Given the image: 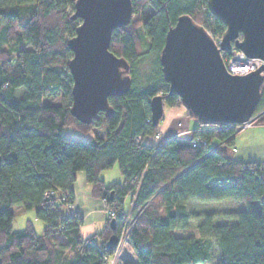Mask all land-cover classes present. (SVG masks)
Returning <instances> with one entry per match:
<instances>
[{
    "label": "trees",
    "instance_id": "trees-1",
    "mask_svg": "<svg viewBox=\"0 0 264 264\" xmlns=\"http://www.w3.org/2000/svg\"><path fill=\"white\" fill-rule=\"evenodd\" d=\"M75 1L0 0V264H104L116 250L106 242L123 229L129 195L135 221L128 241L135 260L120 264L205 263L214 253L211 237L220 252L215 264H264V160L239 162L210 145L213 139L232 145L239 130L228 123L198 120L200 126L189 141H148L159 132L160 123L152 121V97L162 94L164 106L183 105L179 96L168 94L160 62L168 29L183 13L211 35H223L226 25L212 15L207 0H132L134 13L152 8L143 27L158 66L139 75L137 64L147 52L138 50L132 19L116 28L111 50L131 63V88L110 97L112 115L101 113L86 124L71 113L68 64L73 52L67 41L80 22L71 18ZM203 4L211 26L200 20ZM53 15L58 20L51 21ZM17 28L21 31L14 32ZM59 92V103L44 102ZM263 108L264 83L256 112ZM69 126L94 131V137L67 135L64 129ZM138 135L143 137L140 142L135 140ZM200 139L207 144L194 146L192 140ZM116 163L123 181L107 185L101 172ZM79 171L91 183L92 195L115 210V215H107L104 228L87 238L80 235L83 218L76 211H64L66 204H74ZM194 200H238L246 207L225 214L232 222L214 225L210 213L202 224L197 221L203 215L189 208ZM16 205L35 209L45 223L42 234L31 224L14 229ZM195 222L199 236L175 234Z\"/></svg>",
    "mask_w": 264,
    "mask_h": 264
},
{
    "label": "water",
    "instance_id": "water-1",
    "mask_svg": "<svg viewBox=\"0 0 264 264\" xmlns=\"http://www.w3.org/2000/svg\"><path fill=\"white\" fill-rule=\"evenodd\" d=\"M212 15L226 25L218 46L207 28L190 14H181L165 36L160 53L169 95L180 97L196 120L243 123L255 113L264 83V65L236 74L225 65L222 51L233 48L247 56L264 60V0H207ZM134 13L132 0H76L72 19H80L75 35L67 41L73 56L71 113L83 123H91L101 113L113 114L111 96L129 91L131 63L111 50L112 33L127 26ZM164 96L150 101L152 121L157 125L164 114ZM113 193V192H112ZM111 228L116 220L110 221ZM112 234L108 248L117 246Z\"/></svg>",
    "mask_w": 264,
    "mask_h": 264
},
{
    "label": "rangeland",
    "instance_id": "rangeland-1",
    "mask_svg": "<svg viewBox=\"0 0 264 264\" xmlns=\"http://www.w3.org/2000/svg\"><path fill=\"white\" fill-rule=\"evenodd\" d=\"M152 11L151 7H147L145 10H139L137 13H133L132 15V23L131 26L132 28L136 31L139 41H140V48L138 50H144L147 52V55L144 56L143 59L139 60L137 66H138V73L139 75L145 74V72H149L152 66H158V56L156 53L150 52V39L145 33L144 27H143V22L147 15ZM200 20L206 25V26H211V17L206 11V7L203 4L200 9ZM58 20L56 15L51 16V21L53 20ZM130 24V23H129ZM16 31H21V29L17 28L14 29V32ZM4 49H8V45L5 44L3 45ZM61 101V92L58 94L52 96V97H46L44 99L45 103H52V104H57ZM168 110V106H164V113L163 117L166 115ZM260 114L264 112V108L261 109ZM189 115V114H188ZM162 117V119H163ZM162 119L159 123V127L162 123ZM190 119L193 122H198L195 118L190 116ZM65 133L68 134H73V135H78L82 139L86 140H91L94 137V131H89V132H83L79 129H74L72 126L66 127ZM238 138H243L241 140H264V124H257L249 128H245L242 130H239L237 132V139ZM246 138V139H245ZM218 143V139H213L211 142V146L214 147ZM238 145V144H237ZM85 173L83 171H79L78 175L79 180L77 185L81 186V176H84ZM101 178L106 181L107 185H112L113 183L119 182L123 179V175L120 171L118 163H116L112 168L104 170L101 172ZM105 201V200H104ZM74 207V204H73ZM246 205L243 201H238V200H222V201H213V202H201V201H191L189 203V208L196 210L198 213L202 214L203 216L200 217V219L197 221L198 223L201 222L202 224L205 221V214H214L215 217L212 220L213 224H218V223H223V222H232L233 219H231L230 216L225 217V214L231 215L232 212L236 210H240L242 208H245ZM15 217L13 221V227L16 230L19 229H24L28 225H32L35 232L37 234H42L43 230L45 228V223L42 219L38 218L35 213V209H27L22 206H14L13 207ZM135 221V220H134ZM197 222H195L191 227L187 229H176L174 232L177 235H187V236H199L201 233L196 227ZM132 226H130V232L132 231ZM207 230V229H205ZM212 238V243H213V255L212 257L206 261L205 263H200V264H215L217 257L219 255V247L216 244V240ZM124 260H130L134 261L135 260V253L134 250L129 243L128 239L123 240L121 243V246L119 248V259L118 261L115 262V264H120V262Z\"/></svg>",
    "mask_w": 264,
    "mask_h": 264
},
{
    "label": "crops",
    "instance_id": "crops-1",
    "mask_svg": "<svg viewBox=\"0 0 264 264\" xmlns=\"http://www.w3.org/2000/svg\"><path fill=\"white\" fill-rule=\"evenodd\" d=\"M199 126V122H193L190 119L188 110L183 105L176 107L168 106L167 113L163 117L162 123L159 127V136L150 138L148 141L157 144L171 137H176L181 142L189 141L192 137V133ZM66 134L80 137L78 135ZM241 139L243 138L237 139L236 134L232 145H228L225 142L218 140V143L214 148H218L226 156L239 162H258L264 160L263 139L255 141ZM78 180L79 176H76V181L73 184L74 209L83 218L80 235L82 238H87L104 228L108 213L106 202L103 199L92 195V185L87 181L85 175L81 176V186L77 185ZM122 181L123 179L119 182ZM125 201L126 210L129 211L132 207L131 195L127 196Z\"/></svg>",
    "mask_w": 264,
    "mask_h": 264
},
{
    "label": "built area",
    "instance_id": "built-area-1",
    "mask_svg": "<svg viewBox=\"0 0 264 264\" xmlns=\"http://www.w3.org/2000/svg\"><path fill=\"white\" fill-rule=\"evenodd\" d=\"M212 37L215 40L216 44L218 46H220L221 40H222V35L219 36V35L213 34ZM222 56H223V59H224V62H225L227 69L233 73H236V74H247V73L261 67L262 65H264L263 59L249 57L243 51L238 50V49H234L231 51H222ZM263 74H264V70H263ZM259 111H257V112L255 111V113L250 117L249 120H247L243 123L235 124L234 126L238 130H242V129L249 128V127H252L254 125L260 124L261 119L264 116V112L262 114H260ZM159 134L160 133L158 132L156 134V136H159ZM142 138H143L142 135H138L135 137V140H136V142H140L142 140ZM192 142H193L194 146H197V145L199 146L201 144H207L206 139L192 140ZM244 168H246V166ZM106 207H107L108 215H110V216L115 215V210L112 206H109L106 203ZM64 211H65L66 215H74L75 214V209H74L72 203L66 204ZM133 221H134V218H132L131 209H130L128 211V213L126 214V216L124 217V225H123V229L119 235V242L116 246V250L114 251V253L112 255L105 257L104 264H115V262L118 261V259H119V248H120L121 243L123 242L124 238L125 239L129 238L130 226L133 224Z\"/></svg>",
    "mask_w": 264,
    "mask_h": 264
},
{
    "label": "flooded vegetation",
    "instance_id": "flooded-vegetation-1",
    "mask_svg": "<svg viewBox=\"0 0 264 264\" xmlns=\"http://www.w3.org/2000/svg\"><path fill=\"white\" fill-rule=\"evenodd\" d=\"M164 43H165V41H164Z\"/></svg>",
    "mask_w": 264,
    "mask_h": 264
}]
</instances>
